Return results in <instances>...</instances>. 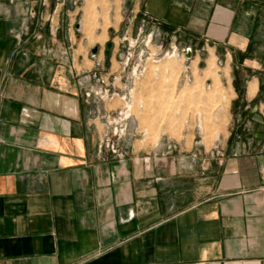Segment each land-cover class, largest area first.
Masks as SVG:
<instances>
[{"label": "crops", "instance_id": "1", "mask_svg": "<svg viewBox=\"0 0 264 264\" xmlns=\"http://www.w3.org/2000/svg\"><path fill=\"white\" fill-rule=\"evenodd\" d=\"M77 1L0 0V264H264V0L142 1L221 60L229 124L210 146L130 129L119 154Z\"/></svg>", "mask_w": 264, "mask_h": 264}, {"label": "rangeland", "instance_id": "2", "mask_svg": "<svg viewBox=\"0 0 264 264\" xmlns=\"http://www.w3.org/2000/svg\"><path fill=\"white\" fill-rule=\"evenodd\" d=\"M142 1L78 0L65 8L79 25L89 54L99 49L96 55L106 70L98 78L112 87L107 100L110 121L124 108L122 97L128 94L132 115L128 128L141 138L210 146L229 124L230 97L221 60L211 52L186 59L183 48L159 38L156 23L142 16ZM107 43L116 53L112 58L105 56ZM136 68L144 70L141 76L132 74Z\"/></svg>", "mask_w": 264, "mask_h": 264}, {"label": "built area", "instance_id": "3", "mask_svg": "<svg viewBox=\"0 0 264 264\" xmlns=\"http://www.w3.org/2000/svg\"><path fill=\"white\" fill-rule=\"evenodd\" d=\"M185 57L188 54V49L183 50ZM186 59H188L186 57ZM128 60V59H127ZM144 71V70H143ZM143 71H139L138 68L133 69L132 74L141 76L143 74ZM122 100L125 101V106L123 109L119 110L113 117L112 121L107 122L108 127H110L111 131L110 133L106 134V140H105V145L111 149V151L114 154H119L120 153V148L118 147V142L120 139L128 137L131 135V132L129 131L130 129L128 128V121L131 118L130 108H131V97H128L127 95H124L122 97ZM115 123V127L113 128V124ZM119 126V128H117Z\"/></svg>", "mask_w": 264, "mask_h": 264}, {"label": "water", "instance_id": "4", "mask_svg": "<svg viewBox=\"0 0 264 264\" xmlns=\"http://www.w3.org/2000/svg\"><path fill=\"white\" fill-rule=\"evenodd\" d=\"M113 49V45L112 43H107L106 44V51H105V56L106 58H109L110 55H111V51ZM98 47H95L91 50V54L92 55H96L98 53ZM188 59H191L192 58V51L190 49H188V54L186 56Z\"/></svg>", "mask_w": 264, "mask_h": 264}, {"label": "bare ground", "instance_id": "5", "mask_svg": "<svg viewBox=\"0 0 264 264\" xmlns=\"http://www.w3.org/2000/svg\"><path fill=\"white\" fill-rule=\"evenodd\" d=\"M210 60V59H209Z\"/></svg>", "mask_w": 264, "mask_h": 264}]
</instances>
